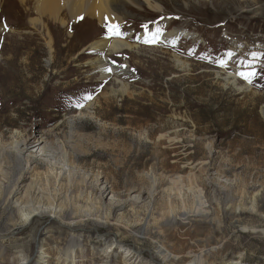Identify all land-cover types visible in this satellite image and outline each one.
<instances>
[{"label":"rangeland","instance_id":"374dc122","mask_svg":"<svg viewBox=\"0 0 264 264\" xmlns=\"http://www.w3.org/2000/svg\"><path fill=\"white\" fill-rule=\"evenodd\" d=\"M124 10L121 35L95 21L91 35L133 45L119 53L76 43L82 21L65 11L73 39L50 24L53 62L47 33L30 30L36 16L24 19L27 31L0 34L5 198L19 176L32 181L11 152L32 130L49 135L50 153L31 168L71 173L74 201L111 218L77 232L39 222L8 238L14 211L0 204V264H264V0H153ZM151 29L176 39L153 43ZM99 60L118 74L101 73ZM248 72L251 82L239 75ZM129 251L136 257L125 258Z\"/></svg>","mask_w":264,"mask_h":264},{"label":"bare ground","instance_id":"6f19581e","mask_svg":"<svg viewBox=\"0 0 264 264\" xmlns=\"http://www.w3.org/2000/svg\"><path fill=\"white\" fill-rule=\"evenodd\" d=\"M129 3L134 4L138 8L144 6L150 8L153 4V0H0V34L6 35V33H8V36L9 33L10 35L13 33L11 31L22 33L21 30H23L25 26L24 19L26 17L30 18L36 16L35 18L29 19L30 30L39 29L40 32L47 33L48 41L46 46L49 49L51 62H53L55 57V41L51 35L52 31L50 29V24L60 23L61 26L69 31V38L73 39L71 33L75 27H71L72 25L70 22L61 19V15L65 11L69 14L74 25L82 21V23L75 28L76 43H80L79 41L82 40L84 41L83 43L87 44L85 47L93 51L119 53L120 51L131 49L133 45L126 40L114 38V36L113 38L108 37V39L105 38L100 40L101 37H95V39H93V23L95 21L101 26L104 23L113 25L120 24V18L125 20L127 17L131 16L124 10L125 5ZM156 7L158 8V6ZM7 19H11L10 22L12 24H8L6 22L8 21ZM159 32L161 31L159 30ZM159 32L158 30L151 29L148 33V37L154 36L159 41L163 42H171L176 39L175 33L162 32L161 36H157ZM185 36L188 37V34ZM127 38H129V36ZM71 47H74V44L71 45ZM84 50H86V48H84L83 51ZM105 62V60H99V63H97V68L101 73L106 75L118 74V70L116 69H113L111 72L106 71L108 67L105 66ZM18 135L19 139L16 140L15 143L17 145L21 144V148L11 152L17 160L15 164L16 162L18 163L19 160L21 161L18 163V167L21 170L24 172L32 171V181L30 184L25 185L24 183L27 179L19 176L18 183L15 185V189H13L11 196L9 195L8 198L4 196L6 186L0 189V204L5 205L9 203L14 211V217L11 218V228L7 235L8 238L24 230L27 226L29 228V226H33L39 222L43 224V222L52 220L73 232H77V229H81L80 227L88 221L93 222L95 227L98 228L110 223V217L102 218L98 216L97 213L95 215L93 213L95 210L92 211L89 207L78 205V203L74 201L72 190L76 188L74 183L76 179L71 173L65 170L59 173L55 170L41 171L35 168V166L31 168L37 161H40L39 156L45 158L49 157L50 145L47 143L49 135H43V137L38 138V134H35L32 130L24 134L19 133ZM35 151L36 154L39 155L24 159L26 153L33 155ZM63 151L65 159L70 163L71 158L69 153L64 147ZM23 163L24 167L22 166ZM53 181L58 184V186H55V188L51 190V183ZM60 186L66 187L67 192H64V188H60ZM69 189L71 191L70 194ZM201 198L202 197H200V199ZM199 204L202 205L201 202ZM197 209V213H199L202 207L200 206ZM146 227H148V225H146ZM113 236L117 240H120V242L126 238V235L122 231L116 232ZM2 238L3 237L0 236V239ZM132 254L133 253L130 251L127 252L125 258H135L136 256ZM74 255L75 251L66 258V261L75 262ZM29 258L30 257H26L21 264H29ZM188 264H198V260H194ZM231 264H242V261H234Z\"/></svg>","mask_w":264,"mask_h":264},{"label":"snow or ice","instance_id":"6c2138e0","mask_svg":"<svg viewBox=\"0 0 264 264\" xmlns=\"http://www.w3.org/2000/svg\"><path fill=\"white\" fill-rule=\"evenodd\" d=\"M109 31H110V33H112L114 35H121V33L119 32V26L118 25H112V26H110ZM151 42L155 43L156 42V38L153 37V39H152ZM219 63H220V65L222 67H226L227 66L226 65V62L224 60L219 61ZM106 71L111 72L112 69L111 68H108V69H106ZM239 75L243 79L248 80L249 82H251V77H253L255 75V73H253V72H248L247 74H245V73H239ZM87 99L90 100V99H92V97L89 96V97H87ZM78 106H82V105H78Z\"/></svg>","mask_w":264,"mask_h":264}]
</instances>
